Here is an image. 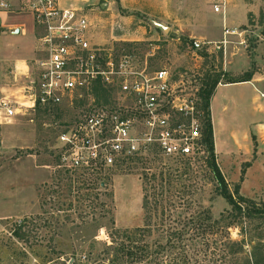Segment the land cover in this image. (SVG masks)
<instances>
[{
	"label": "rangeland",
	"instance_id": "374dc122",
	"mask_svg": "<svg viewBox=\"0 0 264 264\" xmlns=\"http://www.w3.org/2000/svg\"><path fill=\"white\" fill-rule=\"evenodd\" d=\"M7 1L8 12L28 11V0ZM197 1L203 12L212 11L210 0ZM237 1L238 20H248L238 28L247 33L242 38L228 37L226 46L220 44L224 40L223 17L213 11L210 19L216 26L207 32L198 29L191 35L181 33L177 22L170 20L165 28L156 30L151 41L145 39L147 33L128 34L123 30L131 23L112 24L105 37L98 21L89 14L90 8L100 13L105 0H96L86 12L79 11L95 26L89 34L90 45L100 50L102 67L109 56L115 65L127 58L139 70H167L174 80H183L187 88H199L208 78L219 79L222 85L240 81L255 62L258 41L264 35V0H229L228 12ZM144 18L148 29L151 21ZM189 18L190 15L179 16L188 25L187 30L191 28ZM36 28L39 51L31 76L49 50L42 41L48 31L43 26ZM117 30L123 38L109 41ZM195 41L205 45L197 50ZM243 69V75H232ZM255 69L258 71L257 64ZM230 95L249 100L244 129L264 121L259 108L264 100H255L260 95L257 89L235 87ZM4 97L26 102L22 91ZM110 97L115 98V93ZM87 102L84 97L79 102L65 100L53 110H23L10 126L1 128L0 264H264V217L233 223L228 213L230 206L216 193L206 164L208 153L203 150L185 162L162 158L153 151L103 173L97 182L69 181L56 154L57 137L75 125ZM248 139L241 141L244 151L256 148L254 132ZM245 164L225 167L226 175L222 174L231 191L238 184L241 187L242 171L250 167L244 168ZM263 169L261 158L251 170L245 188V195L256 197L252 201L259 209L264 206ZM206 215L212 221H206ZM199 223L213 227L201 233L195 229ZM18 225H22L23 239L13 235ZM174 232L185 234L178 238Z\"/></svg>",
	"mask_w": 264,
	"mask_h": 264
},
{
	"label": "built area",
	"instance_id": "2783aa9c",
	"mask_svg": "<svg viewBox=\"0 0 264 264\" xmlns=\"http://www.w3.org/2000/svg\"><path fill=\"white\" fill-rule=\"evenodd\" d=\"M210 4L225 21L229 0H210ZM9 7V1L0 0V10L7 12ZM26 8L36 26L48 31L42 39L48 56L37 63L36 74L21 90L26 102L0 97V130L23 110H53L65 100L79 102L87 97L75 125L57 137L59 165L72 183L97 182L103 173L153 151L180 162L200 155L202 84L187 88L167 70L147 73L127 58L115 65L109 56L102 67L100 50L90 45L89 34L95 27L82 11L63 10L58 0H28ZM223 29L222 46L228 37L242 38L247 33L226 24ZM204 45L194 42L197 50ZM97 85L110 96L115 93V98L106 103L96 95Z\"/></svg>",
	"mask_w": 264,
	"mask_h": 264
},
{
	"label": "crops",
	"instance_id": "0c3cea01",
	"mask_svg": "<svg viewBox=\"0 0 264 264\" xmlns=\"http://www.w3.org/2000/svg\"><path fill=\"white\" fill-rule=\"evenodd\" d=\"M194 3L195 5L192 4V0H105L102 6L103 10L100 13H94L90 8L89 14L94 21H98L105 37L108 30L111 32L112 24L117 23L121 26L131 23V26L123 27V30L128 34H135L140 31L142 34L147 33L148 37L145 39L151 41L156 37V30L165 28V24L170 23V20L173 23L177 22V25L181 27V33L186 32L190 35L197 32L198 29L200 32H207L216 26L215 21L210 19L212 11H208L207 14L202 11L203 9L200 8L197 0H194ZM58 4L63 10L76 9L86 12L88 7L96 4V0H58ZM238 4H240L239 1L232 6L230 12H228L229 9L227 10L228 15L231 16L226 14L223 24H226L228 28H238L240 25L248 23L247 17L241 18V21L238 20L240 9ZM244 7L247 9V13H250L248 6ZM182 15H190L188 24L191 25V28L188 30L185 20L179 19V16ZM144 16L149 17L151 21L150 25L147 24L148 29L145 26ZM228 23L232 26H229ZM36 29L35 19L31 13H13L0 10V97L18 93L33 75L35 70L33 61L36 60L39 51ZM122 38L123 36L117 30V32L112 33V38L109 39L108 37L106 40L117 41ZM258 42L255 55L258 71L254 74L253 79L246 83L218 85L210 101L215 153L221 172L226 175V166L241 167L243 163L249 161L252 163L251 158L254 160L245 174V181L241 183L240 189L241 195H244V198L247 197L246 199L250 198L249 200H256V197L245 195L248 176L257 161L259 162L261 158L264 159V121L255 125L254 128L248 125L249 127L244 129L242 126L243 117L249 112V100L239 96L233 97L230 92L235 87L252 86L260 92L255 100H264V35L260 36ZM241 63L244 64V60ZM247 64L249 66V63ZM231 67L237 70V67ZM245 70L234 71L232 75H243ZM259 108L264 113V104H259ZM251 132H254L257 137L256 155H254V147L252 150L244 151V145L241 144L243 139L249 140L248 136ZM261 171L264 177V169Z\"/></svg>",
	"mask_w": 264,
	"mask_h": 264
},
{
	"label": "trees",
	"instance_id": "16d2710c",
	"mask_svg": "<svg viewBox=\"0 0 264 264\" xmlns=\"http://www.w3.org/2000/svg\"><path fill=\"white\" fill-rule=\"evenodd\" d=\"M256 48V47H255ZM255 62H251V70L246 72L240 81H229L228 84H236V83H246L250 82L253 79L254 74L256 73L255 69ZM219 79H211L208 78L203 81L202 89L200 92V109L202 111L203 116V130H202V149L205 153H208L207 158V166L212 173L213 181L216 185V193L218 196L222 197L227 204L230 206L231 210L228 212L230 213L231 218H233V223L240 221L244 218L252 219V218H263L264 217V206L261 209L257 208L254 204L255 202L249 199L244 198L240 194V185H236L234 190L231 191L229 188V184L227 183L226 179L224 178L219 165L217 163V157L215 153V145H214V133H213V125L211 120V112H210V101L213 97V94L219 85ZM96 95L101 99H108L110 94L107 90L103 89L101 85L96 86ZM257 146V145H255ZM254 155H256V148L254 151ZM250 166L249 163L244 165V168H248ZM246 171L243 169L242 175L240 178V182L244 181ZM245 206V208H244ZM206 221H212V217L210 215H206ZM236 221V222H235ZM214 224H216L214 222ZM195 229H199L201 233H205L206 229H212L213 224L206 226L205 224H200ZM22 231V225H18L17 230L14 232V237L18 239H23V234H20ZM185 232V231H184ZM174 232V236L178 238H182V235L188 232ZM179 234V235H178Z\"/></svg>",
	"mask_w": 264,
	"mask_h": 264
},
{
	"label": "water",
	"instance_id": "95a60500",
	"mask_svg": "<svg viewBox=\"0 0 264 264\" xmlns=\"http://www.w3.org/2000/svg\"><path fill=\"white\" fill-rule=\"evenodd\" d=\"M17 34H19V32H16Z\"/></svg>",
	"mask_w": 264,
	"mask_h": 264
}]
</instances>
